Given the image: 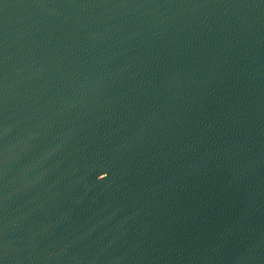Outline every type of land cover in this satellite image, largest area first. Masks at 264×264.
Here are the masks:
<instances>
[{
	"label": "water",
	"instance_id": "obj_1",
	"mask_svg": "<svg viewBox=\"0 0 264 264\" xmlns=\"http://www.w3.org/2000/svg\"><path fill=\"white\" fill-rule=\"evenodd\" d=\"M0 264H264V0H0Z\"/></svg>",
	"mask_w": 264,
	"mask_h": 264
}]
</instances>
